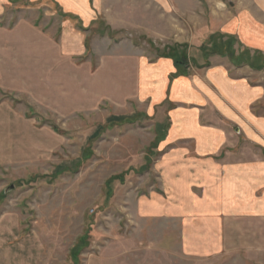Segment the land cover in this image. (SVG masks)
I'll return each mask as SVG.
<instances>
[{"label": "rangeland", "instance_id": "374dc122", "mask_svg": "<svg viewBox=\"0 0 264 264\" xmlns=\"http://www.w3.org/2000/svg\"><path fill=\"white\" fill-rule=\"evenodd\" d=\"M136 1L106 0L102 19L82 29L88 34L89 59L94 52V66L104 55L116 63L113 78L128 70L121 59L130 56L138 61L141 55L150 60L170 59L174 64V58L184 60V71L179 73L176 68L178 75L186 76L197 68L190 59L203 56L201 48L213 35L216 42L232 48L233 58L240 64L248 61L258 67L264 61V56L244 47L237 36L216 33L226 21L216 15L209 24L211 11L218 12L216 0L196 7L201 19L180 21L175 14L184 17L183 12L197 6L196 2L169 0L173 5L166 13L159 4ZM242 1L243 8L256 14L250 0ZM223 5L228 9V0ZM53 6L0 0V68L12 73V81L3 82L20 89L12 92L0 87V264H264V214L232 219L223 234L211 232L203 242L194 241L199 233L209 232L198 225L197 213L203 211H192L195 191L191 196L186 193L184 219L160 222L140 216L145 213L140 209L148 208L155 196L161 199L164 192L156 169L161 138L155 123L165 126L162 114H147V106H138V112L132 100L124 102L113 95L111 85H103L107 98L102 99L92 83L88 107L76 106L79 77L86 70L75 67L80 61L74 63L70 114L50 107L33 92V85L29 90L16 82L22 73L32 82L44 70L32 64L39 55L31 31L49 38L55 33L65 17L62 12L54 13ZM41 11L43 18L37 20ZM49 17H53L51 21ZM133 45L136 52L132 53ZM212 48L209 45L207 50ZM50 54L58 60V53ZM211 58L217 62L229 59L220 54H212L208 60ZM56 86L48 84L45 96L53 95ZM131 86L128 82L121 85L128 96ZM128 118L135 122L126 123ZM110 123L113 125L108 127Z\"/></svg>", "mask_w": 264, "mask_h": 264}, {"label": "crops", "instance_id": "0c3cea01", "mask_svg": "<svg viewBox=\"0 0 264 264\" xmlns=\"http://www.w3.org/2000/svg\"><path fill=\"white\" fill-rule=\"evenodd\" d=\"M29 1L31 4L50 3L54 5V13L62 12L65 18L50 38L31 31L34 48L39 55L32 64L44 70L32 82L29 76L18 75V84L33 85V92L39 94L43 101H48L50 107H60L61 114H70L74 106V63L80 61L75 67L86 70L79 77L80 96L76 106L88 107L90 83L96 84V93L102 99L107 98L102 93L103 85H111L108 87H114L112 94H118L124 102L132 100L137 110L138 106H147L144 112L162 114L166 119L165 126L158 125L159 121L155 123V127H159L160 135H157L161 138L156 169L164 192L161 199L155 196L149 201L151 205H147L148 208L140 209L145 211L140 216L158 218L160 222L163 221L161 219L176 217L184 219L186 193L191 196L190 192L195 191L191 199L192 211H203L197 213L200 215L198 225L209 232L199 233L194 241L203 242L208 241L211 232L219 233V230L223 234L225 224L232 219L258 218L264 214V69L236 66L230 59L220 62L213 58L206 60L202 56L199 57L201 64L198 57L191 58L197 68L181 76L172 60L162 57L150 60L141 55L138 61L130 56L129 59H121L122 66L128 70L116 79L113 72L117 67L115 62H110L111 57L100 56L95 66L94 52L92 58H88V34L82 30L104 15L102 5L106 0ZM138 1L151 6L159 4L166 13L173 5L169 0ZM182 1L196 2L197 6L188 7L182 18L176 13L174 17L179 21L184 18L201 19V11L196 7L210 4L212 0ZM216 1L218 12L214 15L211 11L209 24H213L216 15L219 20H226L216 33L237 36L244 47L264 56V0H250L256 14L249 8H243L242 0H228V9L224 8L225 0ZM42 11L37 20L43 18ZM49 18L51 21L53 17ZM255 19L257 22H253ZM39 22L35 24L40 25ZM48 30L43 28L44 32ZM133 52H136L134 45ZM50 53H58V60L51 59ZM42 57L45 59H39ZM16 61L19 67H24L23 62ZM92 66L97 68L91 71ZM11 74V71L0 68V87L19 91L11 83L3 82L12 81ZM127 82L132 85L129 96L121 88ZM48 84L57 86L53 95L45 96ZM52 90L50 87L49 92ZM91 95L95 96V92Z\"/></svg>", "mask_w": 264, "mask_h": 264}, {"label": "trees", "instance_id": "16d2710c", "mask_svg": "<svg viewBox=\"0 0 264 264\" xmlns=\"http://www.w3.org/2000/svg\"><path fill=\"white\" fill-rule=\"evenodd\" d=\"M213 46V48L212 49H209V50H207L208 49V46ZM202 52H203V57L206 59V60H208V58L213 54H220L221 56H223V57H229V59L231 60V62L234 64V65H236V66H244V65H249V66H251V67H256V66H253L252 65V63L251 62H248V61H246L245 63H241L240 64V62H238L236 59H234L233 57H234V52L232 51V48L230 47V46H228V44H226V43H223V42H221V43H219V42H216V37L213 35V36H211V38H210V40L208 41V43L206 44V45H203L202 46ZM211 50V51H210ZM175 51V50H174ZM259 56H260V54H259ZM179 57L182 59V55H179ZM190 58V57H189ZM174 60H175V65H176V67L177 68H179L180 69V71H179V73H182L181 71H184V69H182L183 67H184V60H183V62H181V61H176V59L174 58ZM263 60H264V57H263ZM259 70H263L264 69V61L262 62V64L260 65V66H258L257 67ZM184 73V72H183ZM126 123H129V124H131V123H134L135 122V119L134 118H128V119H126V121H125ZM125 123V124H126ZM113 125V123H110V125H107L108 127H110V126H112ZM56 130V129H55ZM73 252V251H72ZM72 252H71V258H72V256H74L73 254H72Z\"/></svg>", "mask_w": 264, "mask_h": 264}, {"label": "water", "instance_id": "95a60500", "mask_svg": "<svg viewBox=\"0 0 264 264\" xmlns=\"http://www.w3.org/2000/svg\"><path fill=\"white\" fill-rule=\"evenodd\" d=\"M14 188V186H11L9 189L12 190Z\"/></svg>", "mask_w": 264, "mask_h": 264}]
</instances>
